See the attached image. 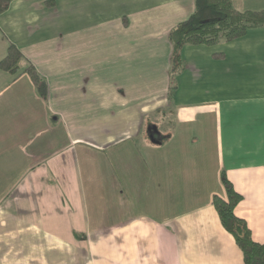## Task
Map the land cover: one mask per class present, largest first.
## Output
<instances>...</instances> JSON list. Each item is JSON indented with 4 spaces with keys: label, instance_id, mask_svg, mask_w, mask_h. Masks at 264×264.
I'll list each match as a JSON object with an SVG mask.
<instances>
[{
    "label": "crops",
    "instance_id": "0c3cea01",
    "mask_svg": "<svg viewBox=\"0 0 264 264\" xmlns=\"http://www.w3.org/2000/svg\"><path fill=\"white\" fill-rule=\"evenodd\" d=\"M194 6L13 0L0 14V59L15 43L49 87L44 98L27 73L0 69V262L246 264L211 203L223 170L243 195L237 215L264 241V26L186 45L169 94V33ZM104 158L120 182L141 180L145 211L119 198L112 216Z\"/></svg>",
    "mask_w": 264,
    "mask_h": 264
},
{
    "label": "trees",
    "instance_id": "16d2710c",
    "mask_svg": "<svg viewBox=\"0 0 264 264\" xmlns=\"http://www.w3.org/2000/svg\"><path fill=\"white\" fill-rule=\"evenodd\" d=\"M12 1L0 0V14L9 8ZM262 26L264 9L239 10L234 0H195L191 15L174 26L169 33L173 44L170 59L172 83L169 94L177 87V75L185 69L183 49L186 45H214L232 41L245 36L250 29ZM214 56L223 57V54ZM0 69L14 75L27 73L39 93L47 98L49 87L46 77L15 43H9L7 54L0 59ZM221 180L225 194H213L211 203L215 206L222 225L234 236L246 264H264V241H256L247 220L236 213V207L243 199L242 193L235 188L225 170L222 171Z\"/></svg>",
    "mask_w": 264,
    "mask_h": 264
},
{
    "label": "rangeland",
    "instance_id": "374dc122",
    "mask_svg": "<svg viewBox=\"0 0 264 264\" xmlns=\"http://www.w3.org/2000/svg\"><path fill=\"white\" fill-rule=\"evenodd\" d=\"M165 122V121H164ZM166 124V123H164ZM142 157V156H140ZM143 161L141 158H136L133 161H137V163H139V161ZM132 161V162H133ZM104 164H105V168L107 170V179H108V185L110 187V203H111V212H112V216L117 215L116 210L118 208V204L119 201L121 200V202L124 204L125 207H127V211L131 214V215H135L141 211H145V208H143V199L145 198V196L143 198L142 194H145V190L143 189L142 186V182L141 180H137V178H134L133 176H129L127 175L128 178V182L123 183L120 182L118 179V166L113 165L111 161L107 160L106 158H104ZM127 164H131L129 162H127ZM134 167L133 165H126L125 169L129 170L130 168ZM140 166H138L137 168H139ZM126 185V187L124 188L125 190V194H121V197L118 196L119 192H118V188H123ZM131 188V190L129 188ZM148 194V191H147ZM120 198V200H119ZM151 199V198H150ZM169 198H165L166 201H168ZM119 200V201H118ZM148 200V198H147ZM128 215V214H126ZM124 215V216H126ZM111 216V217H112ZM33 233V232H31ZM12 236H18L20 237L19 239H21L24 236L30 237V244L31 245H35V238L33 237H37V235H35V233L33 234H24L22 230H15V235ZM17 250L22 248V245L20 244L19 246H16ZM28 247V246H27ZM32 248V246H30ZM16 264L18 263V261L15 262ZM0 264H5V262H0Z\"/></svg>",
    "mask_w": 264,
    "mask_h": 264
},
{
    "label": "water",
    "instance_id": "95a60500",
    "mask_svg": "<svg viewBox=\"0 0 264 264\" xmlns=\"http://www.w3.org/2000/svg\"><path fill=\"white\" fill-rule=\"evenodd\" d=\"M156 129H157V128L155 127V131H156Z\"/></svg>",
    "mask_w": 264,
    "mask_h": 264
}]
</instances>
